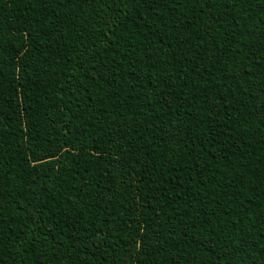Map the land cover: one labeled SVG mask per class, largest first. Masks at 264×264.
<instances>
[{"label": "trees", "instance_id": "trees-1", "mask_svg": "<svg viewBox=\"0 0 264 264\" xmlns=\"http://www.w3.org/2000/svg\"><path fill=\"white\" fill-rule=\"evenodd\" d=\"M0 264H264V0H0Z\"/></svg>", "mask_w": 264, "mask_h": 264}]
</instances>
